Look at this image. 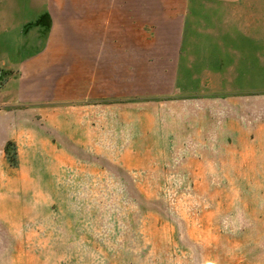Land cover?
Masks as SVG:
<instances>
[{"label": "rangeland", "instance_id": "rangeland-1", "mask_svg": "<svg viewBox=\"0 0 264 264\" xmlns=\"http://www.w3.org/2000/svg\"><path fill=\"white\" fill-rule=\"evenodd\" d=\"M54 3L0 0V111L50 128L0 264H264V0H190L172 93L18 101Z\"/></svg>", "mask_w": 264, "mask_h": 264}, {"label": "crops", "instance_id": "crops-1", "mask_svg": "<svg viewBox=\"0 0 264 264\" xmlns=\"http://www.w3.org/2000/svg\"><path fill=\"white\" fill-rule=\"evenodd\" d=\"M189 2L55 0L58 26H54L43 49L22 62L17 100L42 104L138 97L147 95L159 83L160 91L154 94L172 93L169 83L179 74ZM56 44L59 51L54 53ZM162 81L168 91L162 90ZM28 111V120L17 111H0V202L17 200L24 181L28 190L33 188L38 176L36 166L29 168L28 163L48 155L44 146L50 145V136H45L50 128L35 118L34 111ZM8 141L16 146V167L6 157Z\"/></svg>", "mask_w": 264, "mask_h": 264}, {"label": "trees", "instance_id": "trees-1", "mask_svg": "<svg viewBox=\"0 0 264 264\" xmlns=\"http://www.w3.org/2000/svg\"><path fill=\"white\" fill-rule=\"evenodd\" d=\"M5 152H6V157L8 159V162L16 167L18 164L17 161V152H16V146L13 141H8L6 146H5Z\"/></svg>", "mask_w": 264, "mask_h": 264}]
</instances>
